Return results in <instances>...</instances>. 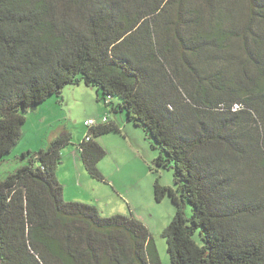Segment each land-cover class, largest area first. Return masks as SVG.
Instances as JSON below:
<instances>
[{
  "label": "trees",
  "instance_id": "16d2710c",
  "mask_svg": "<svg viewBox=\"0 0 264 264\" xmlns=\"http://www.w3.org/2000/svg\"><path fill=\"white\" fill-rule=\"evenodd\" d=\"M82 83L173 170L175 187L153 183L176 207L169 264H264V0H0V165L28 110ZM99 117L77 151L108 183L96 138L125 121ZM70 141L23 152L0 180V264H164L140 219L65 200Z\"/></svg>",
  "mask_w": 264,
  "mask_h": 264
},
{
  "label": "rangeland",
  "instance_id": "374dc122",
  "mask_svg": "<svg viewBox=\"0 0 264 264\" xmlns=\"http://www.w3.org/2000/svg\"><path fill=\"white\" fill-rule=\"evenodd\" d=\"M123 113L111 112L104 101L98 100L95 87H87L83 83L67 86L61 96H50L36 109L28 110L20 142L0 165V180L25 164V160L20 158L21 148L29 145L37 151L47 147L53 138L69 133L71 141L62 149V160L57 168L65 200L94 204L105 216L123 214L140 219L150 230L162 262L169 264L171 259L162 231L174 217L176 207L169 197L161 202L155 200L153 183L159 178L162 184L175 187L173 170L156 166L154 161L160 150L154 147V138L128 121L126 113ZM105 114H110L113 119L118 116L120 120L123 115L125 121L120 123V132H109L96 138L107 151L98 167L107 176L108 183L88 173L77 151V144L88 133L85 120ZM115 191L119 196L116 200L109 197ZM185 209L191 216L193 210L189 203ZM195 238L201 244L199 231Z\"/></svg>",
  "mask_w": 264,
  "mask_h": 264
},
{
  "label": "crops",
  "instance_id": "0c3cea01",
  "mask_svg": "<svg viewBox=\"0 0 264 264\" xmlns=\"http://www.w3.org/2000/svg\"><path fill=\"white\" fill-rule=\"evenodd\" d=\"M21 151L20 152H25V151H28V150H32L31 149V147L29 146V145H27V146H25V147H23V148H21L20 149ZM16 155H18V153H16ZM104 173V172H103ZM107 177V176H106ZM108 179V178H107ZM120 196H121V192L120 193H118ZM64 195H65V193H64ZM109 197L112 199H114V200H116V198H118L119 196L117 195V192L115 191V193H112V194H110L109 195ZM110 198H107L108 200H109V202H110ZM111 203V202H110ZM99 209V208H98ZM101 213V212H100ZM106 215H109V214H106Z\"/></svg>",
  "mask_w": 264,
  "mask_h": 264
},
{
  "label": "built area",
  "instance_id": "2783aa9c",
  "mask_svg": "<svg viewBox=\"0 0 264 264\" xmlns=\"http://www.w3.org/2000/svg\"><path fill=\"white\" fill-rule=\"evenodd\" d=\"M104 119H106V118L104 117ZM86 123L87 124H94V120L93 119H89ZM86 139L88 140L89 137H87Z\"/></svg>",
  "mask_w": 264,
  "mask_h": 264
},
{
  "label": "water",
  "instance_id": "95a60500",
  "mask_svg": "<svg viewBox=\"0 0 264 264\" xmlns=\"http://www.w3.org/2000/svg\"><path fill=\"white\" fill-rule=\"evenodd\" d=\"M33 109H36V107H34Z\"/></svg>",
  "mask_w": 264,
  "mask_h": 264
}]
</instances>
